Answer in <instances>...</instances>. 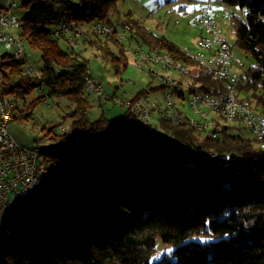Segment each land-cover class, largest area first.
Wrapping results in <instances>:
<instances>
[{"label": "trees", "instance_id": "trees-1", "mask_svg": "<svg viewBox=\"0 0 264 264\" xmlns=\"http://www.w3.org/2000/svg\"><path fill=\"white\" fill-rule=\"evenodd\" d=\"M78 1H21L18 34L40 51L38 72L27 74L12 55L1 56L0 91L16 108L38 88L40 97L44 89L66 97L72 109L68 132H44L52 145L39 155V199L0 240V264H264V137L236 135L222 124L208 138L161 118L140 134L126 110L90 119L87 62L60 46L54 25L75 21L115 71L125 62L120 50L89 36L96 21L114 25L115 0ZM218 1L242 10L232 21L236 44L254 60L237 74V92H264V0ZM133 25L147 48L194 63L183 48ZM191 80L187 93L223 91L202 67ZM257 103L250 105L264 114V98ZM157 240L167 246L158 250Z\"/></svg>", "mask_w": 264, "mask_h": 264}, {"label": "rangeland", "instance_id": "rangeland-1", "mask_svg": "<svg viewBox=\"0 0 264 264\" xmlns=\"http://www.w3.org/2000/svg\"><path fill=\"white\" fill-rule=\"evenodd\" d=\"M115 4L116 10L109 13V18L112 20V24L119 28V33L126 37V40L120 44L109 37L97 36L91 29L89 36L91 39H100L99 42L104 47L110 48L112 52L122 51L125 63L119 66V70L115 71V65L100 55V50L94 44L78 42L77 45L73 46L74 50L78 51L80 58L87 62V67L91 70L93 77L102 83L104 93L108 96L115 94L130 98L141 90L147 91L151 97L156 94L160 95L155 90L161 85L160 81L151 79L145 70L138 68L135 64L133 50L137 46L146 50L148 46L141 40V36L133 23L145 27L152 35L164 37L179 48L194 53L200 48L198 41L202 37H213V34L204 29L198 21L201 8L204 5H210L208 16L213 19L214 25L220 29L221 34L226 37L233 54L241 62L238 68H234L237 74L244 73L250 65L254 64L252 56L236 44L232 21L235 17L242 18L243 16L242 10L238 6L224 5L218 0H115ZM24 11L25 6H19L15 13L21 16ZM23 42L25 43L27 58L35 71L38 72L41 67L40 51L29 46L26 40ZM59 44L66 48L64 39L59 40ZM122 45L128 46L129 49H123ZM4 54L12 55V47H5L0 42V56ZM169 74L178 76V73L174 71H170ZM43 93L44 96L40 97L42 89L37 88L26 94L23 99L16 100L19 115L11 122L10 130L14 129L18 132L21 139L17 140L27 147L52 145L50 138L44 135L45 130L52 129L53 132L60 133L61 125L69 128L71 124V117L66 116L72 109L69 100L63 96H48L45 89ZM238 94L242 98H247L253 106H260L257 100L259 97L264 98L263 91L253 92L252 90L239 89ZM85 95L92 104L87 111L90 119H96L101 114L111 118H118L123 115L124 109L113 104L105 95L98 96L87 91ZM182 107L185 109L189 107L186 101ZM211 113L217 116L216 112L211 111ZM228 125L231 127V132L236 135L244 137L253 135L236 120L228 123ZM206 134V132L202 133L205 137ZM16 137L18 138V136ZM1 219L4 220L5 217ZM17 233L14 234L15 237L18 236ZM156 244L158 250H163L167 246L163 245L160 240H157Z\"/></svg>", "mask_w": 264, "mask_h": 264}, {"label": "built area", "instance_id": "built-area-1", "mask_svg": "<svg viewBox=\"0 0 264 264\" xmlns=\"http://www.w3.org/2000/svg\"><path fill=\"white\" fill-rule=\"evenodd\" d=\"M18 0H7L6 4H0V25H9V32H0V42L5 47H12V58L22 62V67L32 68L28 58L17 55L13 43V28H11L12 10H15V3ZM77 2V1H76ZM210 5H204L201 8V14L198 21L201 26L213 34L212 38L202 37L200 42L203 43L204 50H210V57L197 58L199 63L203 64V59H211V66L207 67V73L210 75H226L229 81L234 83L237 74L234 71V63L240 62L232 55V50L229 48L228 42L224 35L214 25L213 19L208 16ZM104 35H110L111 25L104 23L99 25ZM53 32H59L58 29H53ZM80 32V31H79ZM64 39H67L64 35ZM126 39V38H122ZM76 45L75 42H71ZM188 55H194L189 51H184ZM137 58H143L142 55L135 54ZM195 57H197L195 55ZM214 57H221V64H214ZM161 65L170 66L169 63L161 61ZM177 68V67H176ZM151 79H158L161 85L155 90L160 93L147 100L152 106V113H144L138 109V99L142 98V93H137L130 98L117 96L112 94L106 95L103 90V85L95 79L91 70L87 67L84 74L85 90L93 92L98 96L105 95L113 104L120 106L124 110L136 116L138 119L142 117H152L153 114L168 113L170 120H175L178 125L187 123L190 126H197L202 133H207L206 137L216 138L217 127H213L207 114V103L216 104V97L227 98L230 105H234V112H223L227 120L238 121L249 131L264 134V122L259 115L244 112L242 101L245 99L229 98V91H222L219 94L196 90L192 93H187L186 88L190 84H177L174 76L164 75L157 76L150 72ZM131 83V81H129ZM192 87V86H191ZM3 93V92H2ZM4 95V103H0V235L6 230L8 224L16 221L20 209H25L27 202H31L35 198V194L39 191L40 176L42 172H38V164L32 162L33 147L19 143L9 132V126L19 114L15 105L11 102H6ZM184 101L187 102L188 108L182 107ZM169 107H176V114H169ZM194 115H202V122H194ZM244 116L254 117V127H247L244 124ZM148 129L151 125H145ZM64 130V127H60ZM5 217L4 220L1 218Z\"/></svg>", "mask_w": 264, "mask_h": 264}, {"label": "bare ground", "instance_id": "bare-ground-1", "mask_svg": "<svg viewBox=\"0 0 264 264\" xmlns=\"http://www.w3.org/2000/svg\"><path fill=\"white\" fill-rule=\"evenodd\" d=\"M6 1L7 0H0V4H6ZM18 1L19 2L15 3V10L19 7L22 0H18ZM76 1H77L76 4L80 6V2L78 0ZM15 10H12V18H14V21H11V28H13V34H14L13 35L14 49L17 55L27 58V54L24 46L25 43L23 42L24 39L20 37L18 34L20 22H19V16L15 13ZM99 25H104V22L96 21L95 23H93L91 27V30L97 36H101V37L110 36L112 39H114L120 44H122L123 40H126V39H122L126 37L123 34L119 33V28L117 26L111 25L113 29H118V33L117 30H110V35H104ZM54 29L59 30V32H54V35L56 37L64 39V35L66 36L67 39L64 40L71 48L75 46L71 42H75L76 45L78 44V42L81 43L88 42V36L85 33L83 27L78 25L75 21L61 20L54 25ZM0 32H9V25H0ZM224 38L226 37L224 36ZM198 42H200V40ZM198 44L200 48L196 52H194V55H188L187 53L184 52L187 50L183 48V52L185 53V55L189 57L194 63L184 62L183 60L176 59L169 52L164 50L149 49V48L145 50L140 46H137L133 50V52L135 54L142 55L144 59L135 57V64L138 68L145 70L149 74V76H150V72H153L154 75L157 76H164V75H168L170 71H174L178 73L177 77L174 76L177 84H190L193 87L191 77L194 74H196L198 68L202 67V69H204L207 72V67L211 66V59H203V64L197 61V58L210 57V50H204L203 43H198ZM122 48L129 49V47L126 45H122ZM195 55L197 57H195ZM232 55L235 56L233 52ZM0 60H1V56H0ZM161 61H163L164 63H169L170 66H175V67L163 66L161 65ZM214 64H221V57H214ZM240 65L241 62H235L234 68L235 67L238 68ZM155 66H157L158 68H156ZM23 71L27 74H32V75L36 73L33 66L32 68L23 67ZM234 71L235 74H237L236 70ZM169 76L172 75L169 74ZM211 76H213L216 80L222 82L223 91H229V98L243 99L238 95L234 83L232 81H229L228 76L226 75H211ZM151 99L152 97L146 91L142 92V98L138 99V109H141L144 113H152V106L147 101ZM6 102H11L12 105H15L13 97H11L10 95H6ZM0 103H4V95L1 91H0ZM242 108L244 112H250L251 114L259 115L260 119L264 122V114L254 109V107L251 106L247 100L242 101ZM211 111L216 112L217 116L212 115ZM223 112H234V105L228 104L227 98L216 97L215 106L214 103H207V114L209 116V121H211L213 127H217V130L220 128L222 124H228L233 121V120H227ZM169 114H176V107H169ZM18 115L19 114H17L15 119L18 117ZM133 117L136 120L137 131L140 134H145L147 132V128L145 125L153 124L152 117H142V119H138L136 116ZM159 118L169 122L172 125H178V123L175 120H170L168 113L153 114V122H155V119H159ZM194 122H202V115H194ZM244 124L247 127H254V117L244 116ZM60 127H64V130L60 129L62 132L69 131V128L67 126L61 125ZM191 127H193L196 131L202 133L199 127L197 126H191ZM250 132L253 134V136L257 138L264 137V134L256 133V131H250ZM42 149H43L42 146L33 147V152H32V162L38 164V172H42L41 166L39 164V155L42 152ZM38 195H39V191L37 192V194H35V198L31 202H27L25 209L19 210L16 223H11L7 225L6 230H4L3 233L0 235V240L3 239L6 235H8L11 232V230L24 219L30 205L39 199Z\"/></svg>", "mask_w": 264, "mask_h": 264}, {"label": "crops", "instance_id": "crops-1", "mask_svg": "<svg viewBox=\"0 0 264 264\" xmlns=\"http://www.w3.org/2000/svg\"><path fill=\"white\" fill-rule=\"evenodd\" d=\"M79 43H81V42H79ZM81 44H86V43H81ZM89 44V43H88ZM83 48H84V46H83ZM123 109V108H122ZM10 125H12V123L10 124ZM9 132H10V134L17 140H20L21 139V136L19 137V135H18V132H16L14 129H11L10 130V126H9ZM16 136H18V138L16 137ZM17 140V141H18ZM19 143H21L20 141H18Z\"/></svg>", "mask_w": 264, "mask_h": 264}, {"label": "snow or ice", "instance_id": "snow-or-ice-1", "mask_svg": "<svg viewBox=\"0 0 264 264\" xmlns=\"http://www.w3.org/2000/svg\"><path fill=\"white\" fill-rule=\"evenodd\" d=\"M169 252L171 251V249L168 250Z\"/></svg>", "mask_w": 264, "mask_h": 264}, {"label": "water", "instance_id": "water-1", "mask_svg": "<svg viewBox=\"0 0 264 264\" xmlns=\"http://www.w3.org/2000/svg\"><path fill=\"white\" fill-rule=\"evenodd\" d=\"M13 223H16V221H15V222H13Z\"/></svg>", "mask_w": 264, "mask_h": 264}]
</instances>
